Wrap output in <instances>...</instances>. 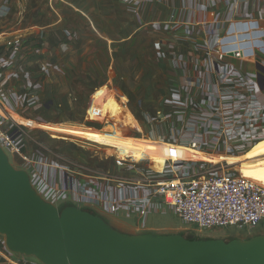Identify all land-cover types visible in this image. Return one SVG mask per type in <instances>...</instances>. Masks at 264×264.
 <instances>
[{
    "label": "built area",
    "instance_id": "obj_1",
    "mask_svg": "<svg viewBox=\"0 0 264 264\" xmlns=\"http://www.w3.org/2000/svg\"><path fill=\"white\" fill-rule=\"evenodd\" d=\"M170 2L156 0L157 5ZM220 3L228 6L225 18L208 16ZM176 10L170 9L162 21L153 24L163 31L166 40H160L158 52L170 69L165 110L158 111L155 118L157 141L164 154L161 174L149 169L143 159L136 163L132 158H119L130 175L114 178L91 174L82 166H63L45 155H27L23 146L26 130L4 112H0V147L9 160L21 161L34 189L56 206L70 204L102 216L126 212L140 222L167 208L199 232H248L264 222V186L244 177L239 165L229 160L241 157L264 139V103L258 96L256 73H242L219 47L226 26L240 20L242 5L239 0H200ZM10 13L11 7L0 2V18ZM21 42L12 44L9 60L13 65L19 58L15 44ZM20 97L25 109L40 106L33 87ZM179 148L227 160L209 163L185 157ZM141 162L145 168L139 166ZM9 253L0 249L5 262L17 264Z\"/></svg>",
    "mask_w": 264,
    "mask_h": 264
},
{
    "label": "rangeland",
    "instance_id": "obj_2",
    "mask_svg": "<svg viewBox=\"0 0 264 264\" xmlns=\"http://www.w3.org/2000/svg\"><path fill=\"white\" fill-rule=\"evenodd\" d=\"M59 1L48 3L47 0H26L23 2L25 6H22V1H18L21 22L17 20L16 10L12 14L13 8L8 18L4 20L9 26L16 24L20 26L27 20L42 25L52 19L46 14H38L44 3H47L50 11L60 10L66 16V21L73 26L70 28L73 29L72 32H66L74 37L69 52L61 54L60 61L55 54L50 63L55 66V74L60 73L56 75V82L68 83L62 85V90L57 93L45 92L42 103L51 100L52 104L50 111L43 109L41 116L45 121L44 125L51 124L48 131L26 126V121L17 117V122L27 132L23 145L24 152L27 155H45L48 160L58 161L63 166H82L91 174H109L114 178L126 177L130 175V169L124 160H120L124 157L119 159L118 155L121 154L114 149L76 142L67 138L61 129L57 130L60 134H54L53 131L64 123L81 124L97 132H105L108 131L106 128L114 127L124 138L148 137L157 140L155 118L159 115L158 111L165 110L170 69L158 52L160 40H166L163 31H158L153 24L158 19L162 21L167 15L158 18L159 8L156 0H146L139 6L135 4L136 0H68V4L72 3L78 7L75 5L70 7ZM185 4L186 2L180 3L181 8H184ZM162 5L164 8L160 10L174 6L172 2L170 5ZM76 10L86 12L87 17L94 20V30L90 32L85 29L86 26L92 27L90 20L80 19ZM236 25L240 37H235L233 41L232 37L229 38L226 45L230 47L224 51L227 53L226 56L230 50L234 53L245 45L253 46L251 40L245 37V23ZM22 39L25 37L22 36ZM39 41H42L41 38ZM229 58L232 61H241L233 56ZM251 59L243 61L244 65H241V68H248L247 62ZM64 100L67 101L69 110L65 107ZM10 162L20 164L12 158ZM139 166L145 168V163L141 162ZM70 206L72 205H57L59 210ZM104 219L121 229L123 227H119V224L130 227L122 230L132 234H174L182 235L186 239H221L226 242L264 235V222L248 232L244 229L199 232L193 226L183 224L170 209L151 216L147 225L126 215ZM0 245L2 246L0 249L8 254L4 246V237L1 235ZM9 254L15 262L40 264L31 257Z\"/></svg>",
    "mask_w": 264,
    "mask_h": 264
},
{
    "label": "water",
    "instance_id": "obj_3",
    "mask_svg": "<svg viewBox=\"0 0 264 264\" xmlns=\"http://www.w3.org/2000/svg\"><path fill=\"white\" fill-rule=\"evenodd\" d=\"M256 79L263 89L261 65ZM87 210L44 200L0 147V235L10 253L40 264H264V235L226 242L132 234Z\"/></svg>",
    "mask_w": 264,
    "mask_h": 264
},
{
    "label": "crops",
    "instance_id": "obj_4",
    "mask_svg": "<svg viewBox=\"0 0 264 264\" xmlns=\"http://www.w3.org/2000/svg\"><path fill=\"white\" fill-rule=\"evenodd\" d=\"M18 1L25 2L26 0H16L15 2L12 0H1V4H8L11 6L12 14L15 13V10L18 12L17 20L19 23L21 22V18L19 19V11L21 10L20 4ZM48 3H55L58 0H47ZM62 3L68 4V0H60ZM59 1V2H60ZM76 1V0H75ZM242 5V13L238 16L240 20L234 21L231 24H228L226 28L223 30L220 39H219V47L224 52H226V48H229L226 43L229 41V38L232 37V41L235 37H240V33L237 31L238 25L236 23H245V37L251 40L253 46L245 45L240 51H235L233 53L232 50L228 52L229 56H233L241 60L240 62L232 61L229 59V56L225 54V56L230 60L242 73L244 74H254L256 73L257 65H261L264 67V0H239ZM81 2V1H80ZM174 4L170 9H181L180 3L184 4H195L200 2V0H171ZM79 3V2H78ZM82 3V2H81ZM15 4V5H14ZM80 4V3H79ZM25 6L23 3L22 6ZM70 7L75 4H68ZM81 5V4H80ZM186 5V4H185ZM19 6V7H18ZM78 7L77 5H75ZM159 9L157 16L162 18L170 12V9L160 10L163 5H157ZM20 9V10H19ZM24 9V8H23ZM22 9V10H23ZM228 6L225 3H220L216 6L215 10L208 14V16H213L214 19L225 18V14L227 13ZM41 12L38 14L48 15L52 17L50 21H46L42 25L33 23V21H26L19 26H9L6 25L4 20L7 18H0V112H4L13 117L16 121L17 117L26 121V126L31 128H36L37 124H44L45 121L42 119V111H50L52 108L51 100L44 104L42 100L45 96L46 91L51 92H59L62 90V85H67V81L65 84H61V82H56L57 77L55 74V66L51 65V60L55 54L58 55V61H60V55L67 54L70 47L73 44L74 37L72 38L71 34H66V32H72L73 26L66 21V16L57 10L50 11L47 8V3L40 9ZM79 15H77L80 19L88 18L86 12L82 10H76ZM174 13V12H172ZM90 14V13H89ZM177 14V13H176ZM13 16V15H12ZM89 19V18H88ZM91 26H86V30H94V20L89 19ZM84 22L86 20L84 19ZM232 31H234L232 33ZM22 36L25 39H22ZM41 38V42L39 41ZM97 39V37H95ZM17 41H22L20 44H15V54L17 55L18 60L13 65L9 60V54L12 52V44ZM224 42V43H223ZM41 43V44H40ZM85 45H81L83 47ZM224 52V53H225ZM251 59V61L247 62L248 68H241V65H244L245 60ZM244 61V62H243ZM59 63V62H58ZM59 67V66H58ZM56 82V84L54 83ZM264 83V82H263ZM30 87H33L40 99V106L35 110H28L22 107L21 95H23ZM258 96L260 100L264 103V88L259 89ZM50 97V96H49ZM67 101L64 100L65 105ZM68 110V105L65 106ZM29 117V118H28ZM32 121H31V119ZM29 124V125H28ZM84 128L81 129V127ZM39 129V128H38ZM58 129L63 130L64 134L67 135V138L72 139L79 143H87L93 146H102L114 149L117 151L120 156L119 158H131L134 162H138L139 160H145L144 156L147 155V151L145 148H137L133 144V138L122 137L120 132L116 130L114 127L106 128L108 131H92L87 128L85 125L81 124H69L64 123L61 126L57 127L53 133L60 134L57 132ZM31 131V130H29ZM147 139L151 142H156L152 138ZM256 143L250 151L253 154H259V147ZM213 155V154H210ZM20 162V164H13L17 168H22V163L19 159H15V162ZM21 165V166H20ZM167 208L159 209L156 213L150 214L145 220L141 221V224L147 225L149 218L153 215H157V213H163ZM132 216L134 215L126 213V212H118L115 215H101V217H116V216ZM136 219V218H135ZM137 221V219H136ZM112 225L111 223H109ZM115 227L114 225H112ZM119 227L122 226V229L130 228L123 224H119ZM116 229H120L115 227ZM124 231V230H122ZM130 233L128 231H125ZM0 264H8L0 257ZM17 264H25L23 262H17Z\"/></svg>",
    "mask_w": 264,
    "mask_h": 264
},
{
    "label": "bare ground",
    "instance_id": "obj_5",
    "mask_svg": "<svg viewBox=\"0 0 264 264\" xmlns=\"http://www.w3.org/2000/svg\"><path fill=\"white\" fill-rule=\"evenodd\" d=\"M50 126L51 124L35 125L36 128L42 129L45 132L48 131ZM82 128H84V126H82L81 129ZM155 141L156 142H151L147 139V137L141 138V139L133 138V144L137 148H145V150L147 151L146 152L147 155L144 156L145 161H146V166L149 167V169H152L155 173L161 174L163 170L162 165L164 162V158L161 156V155H164L162 151L163 147H162V144L159 143V141L157 140ZM258 142L259 144L257 145V147L260 148L259 151H261V153L253 154L249 149L241 157L236 158V159H230L229 163L239 165L241 174L244 177L250 180H253L254 182L264 186V139ZM178 151L180 154L185 153L186 155L185 157H190L194 159L197 158V159H201V160L207 161L209 163H214V164L227 160L225 156L214 155V154L210 155V154H205V153H199L198 155H194L197 153L189 151V149L187 148H184V149L179 148ZM140 161L141 160H139L136 163H140ZM171 201H172L171 196L168 195V202H171Z\"/></svg>",
    "mask_w": 264,
    "mask_h": 264
},
{
    "label": "trees",
    "instance_id": "obj_6",
    "mask_svg": "<svg viewBox=\"0 0 264 264\" xmlns=\"http://www.w3.org/2000/svg\"><path fill=\"white\" fill-rule=\"evenodd\" d=\"M85 210V209H84ZM88 212H90L92 215H94V216H99L97 213H95V212H93V211H89V210H87ZM101 217V216H100ZM103 219H104V217H102ZM107 223H109L108 222V220L107 219H104ZM182 236V235H181ZM189 239H191V240H198V239H196V238H189ZM0 248H2V246L0 245ZM27 264H31V263H27Z\"/></svg>",
    "mask_w": 264,
    "mask_h": 264
}]
</instances>
